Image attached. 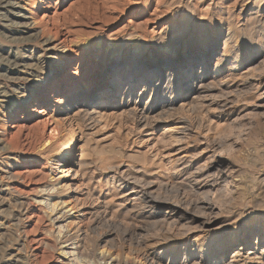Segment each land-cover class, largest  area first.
<instances>
[{
  "label": "rangeland",
  "instance_id": "1",
  "mask_svg": "<svg viewBox=\"0 0 264 264\" xmlns=\"http://www.w3.org/2000/svg\"><path fill=\"white\" fill-rule=\"evenodd\" d=\"M257 1L44 0L41 8L36 10L41 0H10L29 18L25 22L30 23L32 29L25 33H20L23 20L0 9V140L12 151L5 154L0 150V264H67L59 261L57 248V252L48 249L49 244L55 242L50 236L52 225L47 209L38 201H41V188L53 181L49 162H37L36 155L44 141L62 139L70 130L68 118L77 110L72 106L66 111L70 114L61 116L66 110L62 102L70 96L68 102L75 99L82 102L78 108L84 102L91 103L95 93H98L96 96L101 94L100 102L104 104L88 107L94 122L83 116L73 122L81 132L78 130L80 142L74 163L77 169L83 166L87 177L84 192L92 194L91 197L87 195L88 199L95 204L100 200L99 211L103 213L100 214L101 220L92 227L93 239L114 232L101 247H114L127 256L131 250L144 248L143 244L137 245V240L162 236L165 245L158 249L170 247L160 261L162 264L190 262V250L185 245L174 251L173 243L163 236L167 229L171 230V236H182L186 225L159 223L155 226L134 218L136 211H142L144 206L141 200L134 201L135 204L128 200L125 183L132 177L129 172L132 174L133 169L146 170L145 173L151 174L158 186L163 185H160L162 198H170L175 204L195 202L201 206L209 197L207 190L195 188L192 169L177 179L174 174L177 160L188 154L193 157L194 169H204L214 154L219 161L233 167L235 179L232 180L233 186L225 189L227 192L221 190L220 195H214L219 199L215 203L227 214L221 213L210 233L207 240L210 249L204 254L206 262L215 261L213 248L228 238L236 241L228 253L231 257L240 248L237 239L248 226L254 230L250 248L264 249V109H257L259 99L254 89L238 97L233 114L221 118L213 112L216 107L203 109L204 102L192 97L186 107H179L163 120L155 116L149 121H141L138 108L143 104H157L164 98L163 92L145 88L144 83L138 84L131 92L125 82L115 98L109 99L112 95L109 77L113 74L117 55L131 52L134 56L135 52L138 59L145 61L155 63L161 59L165 68L167 63L174 66L175 56L181 58L184 53L198 48L199 42L210 40L213 43L219 38L210 67L214 70L216 59L225 47L227 38L224 35H231L234 39L231 55L234 58L238 54L235 61L240 62V72L257 68L254 75H261L264 85V1L259 4ZM131 35H138V42H130ZM46 40L51 42L50 46L44 45ZM115 49L119 52L114 53ZM257 54L258 60L250 64L251 58ZM181 69L178 67L171 73L177 76ZM175 95L180 96V93ZM118 163L130 166V171L124 172L126 168L119 172L111 170L110 167ZM167 183L169 187L165 190L164 184ZM218 183L220 189L227 186L225 180ZM228 189H232L234 195ZM214 192H211V198ZM19 202H26L29 210L20 212ZM259 223L261 235L255 225ZM234 227H240V230L233 233ZM6 253L17 258L8 260ZM201 256L198 252V257ZM87 260L90 262L85 264H97Z\"/></svg>",
  "mask_w": 264,
  "mask_h": 264
},
{
  "label": "bare ground",
  "instance_id": "2",
  "mask_svg": "<svg viewBox=\"0 0 264 264\" xmlns=\"http://www.w3.org/2000/svg\"><path fill=\"white\" fill-rule=\"evenodd\" d=\"M263 1L264 0L257 1V4L263 3ZM42 3H44V0H41L36 10L41 8L40 5H42ZM0 9L7 13H11V15H13L15 18H18L19 20H23L20 23L21 28L23 29L22 31H20V33H25L32 29V27L29 25L30 23L28 24L27 22H25L29 18H26V15H24L22 11H20V8L17 6V4L10 2V0H0ZM19 27L20 26L18 25V28ZM224 36L227 38L225 39L224 43L225 47L223 53L216 59L214 70L210 69V67L212 66V62L217 53L216 49L219 45V38L214 39L213 43H211L210 40H203L198 43V48H194L193 50L184 53L181 58L175 56V60L173 62L174 66L171 67L169 66L170 64L167 63V66L164 68L162 66V63H160L161 59H158L155 63L152 61L138 59V56L135 52L133 53L134 56L131 54V52L126 55H124L123 53L122 55H117L113 64V74L109 77V89L112 94L111 98L109 99L115 98V95L118 94L121 86L125 82L128 83L127 88L130 89L131 92L134 91V88H136L140 83H144L143 85H145V88L150 87L157 93L163 92L164 98L161 102L154 105L143 104L138 108L140 116L139 118L141 121L142 119L148 120L151 117L155 118V116H158L163 120L165 118L164 116L167 115L168 117V115H171L173 114V112L177 111L179 107H186L187 101L192 97H198V99L200 98V100L204 102L205 105H202L203 109L216 107V111H214L213 108V112L217 113L220 118L221 116H229L234 113V106L239 102L238 97H240L241 94H247L249 91L253 92V89L257 93V97L259 99L257 109H264V85L262 84V79L260 80L261 75H254V70L257 68H250L245 73L240 72V62L238 60V62L235 61V59H237L238 57V54H236V57L234 58H232L231 55V52L233 51L231 50L233 48L231 44L233 43L234 39L232 40L233 37L231 35ZM137 37L138 35H131L130 42H138ZM131 38L134 40H131ZM44 45L50 46L51 42L46 40ZM200 49L202 51H200ZM116 52L119 51L115 49L114 53ZM166 52L167 53L165 56L169 54L168 51ZM256 60H258V54L257 56L254 55L251 58L250 64H252L251 62H255ZM14 65H16V63ZM33 65L34 64H32V67ZM178 67H181L182 69L179 71V74L175 76L173 75V73H171V71L173 69H177ZM199 68L201 69L200 72L197 71ZM263 68L264 66L262 67V71H264ZM134 84L136 85L134 86ZM177 92L180 93V96L175 95ZM185 92H190V94L185 96ZM96 94L98 93H95L93 95L91 103L85 104L84 102V104L80 105L78 108L77 105L81 104L82 102L79 100L75 101L77 99L68 102L70 96L62 102V106H64L66 110L61 113V116L70 114L66 111L72 106L77 110L74 116L68 118L70 130L69 132L67 131V136L65 135L66 137H62V139H56L54 141L48 142L44 141V144H42L40 150L37 152L38 155H36L37 162L40 160H46L49 162V165L51 167V181H53L47 187L45 186V188H41L40 192L42 194L39 197L41 198V201H38L42 203L47 209L45 210L48 212H45L50 216H48L50 218L49 223H51L50 225H52V227L50 226L52 228V234L49 235L54 238L55 242L53 241L54 243L50 244L47 242L50 246V248L48 249L51 250L52 248L55 249V252H57V248L59 253V261H66L67 264L89 263L90 261H88L87 259H91L97 264H162L160 262L161 259L166 256L168 250L170 249V247L168 246H164L161 251L160 249H158L159 246L165 245L163 239L164 237L162 236H148L149 238H146L145 240L143 239L144 241L137 240V245L143 244L144 248L141 250L138 249V251L131 250L130 255L125 256L126 253H124L123 256L121 253L122 251L120 252V250H118L117 252L116 250H114V247L107 248L106 246H100L106 241L109 236L113 235L114 232L112 234L106 233L104 235H101L97 239H93L91 235L93 229L92 227L99 220H101L102 215L100 214L103 212H100L101 204L99 205V199L96 200V204L98 205H96L95 202H91L90 198V200L88 199L87 195L89 196L91 192L90 194L84 192V189L87 187L86 184H84V179H86L87 177L84 174V170H82L83 166L80 165L79 169H77L78 166L74 163L76 148L80 140L78 133L79 129L75 127L73 122L74 120H76V118L81 119L80 117L82 116L92 123L94 122L95 118H93L92 114L89 113L88 107L92 104L96 106H101L102 103L104 104V102H100L101 94H99L100 96H96ZM184 130H186V128H184ZM3 142L0 140V150L4 151V153L12 152L8 150ZM210 157L211 158L209 159L208 164L204 166V169H194L192 164L193 157L186 154L177 160V172L174 173L176 175L175 177H177V179H180L181 176H184L192 169L191 178L193 179V183H195V188L198 191L207 190L206 194L209 196L206 200L204 199L205 201L201 203V206L195 204V202L193 204L190 203L189 205H187V203L186 205L178 204L180 202L175 204L170 201V198H162L163 195L161 196L160 192L161 186L163 185L160 184L161 186H158V182L152 180L150 176L151 174L149 175V173H145L146 170L142 171L141 169H133V173L130 174V166L127 167L125 166V164L123 165L118 163L119 165L113 164V166L110 167L112 168L111 170H115L117 172L126 168L124 172H129V175H132L133 177H130L128 178V180H126V196L128 197L129 201L134 202L136 200H141L140 203L142 202L144 206V209L142 208V211L137 210V212L136 210H134L136 211V216H133L134 218H140L147 221L149 224L153 223L155 226H157L159 223H169L168 225L170 226H178L179 224L184 223L187 226L186 227L183 225L185 230L182 236H171L172 233L170 229H167V231L165 232L166 235H163L165 236V238H169V241L173 243L174 251L178 250V248L180 249L181 245H185L187 250H190L188 255H190L191 261L187 264H208L204 257V254H206L207 250L210 249L207 240L210 237V233L217 225L219 219L218 217L223 212L221 210L222 206L220 205L221 207H219L218 204L215 203V200L219 199H216L217 197L215 196V198L214 195H216L217 193H219L220 195L221 190L224 191L226 188L232 187V180L233 178L235 179V176H233L235 171L230 164L219 161L214 154ZM221 180H225V182H227V186L220 189L218 187L220 186L218 182H221ZM164 185L165 190H167L169 187L168 183ZM213 190H215V192L213 194V197L211 198L210 196ZM226 190L224 192H227ZM228 191H230V193L234 195V191L232 189H228ZM19 203V207H21V210L19 208L20 212L29 210L28 204L26 202ZM135 203L136 202H134V204ZM198 204L200 203L198 202ZM205 212L208 213L206 214ZM223 214L226 215L227 213H225L224 211ZM15 215L16 214H14V217H16ZM229 216L230 215H228L227 218H230ZM22 221L23 220L21 219L20 222ZM255 225L256 227H258V235H261L262 226H260V223L258 225ZM147 226L149 225L147 224ZM144 229L141 230L144 231ZM249 229V226L246 227V229L244 230V234H242L241 237L237 239V242H240V248L235 251L231 257L228 256V253L234 246V243H236V241L234 242L233 240H231V238L224 240L216 247V249L213 248V251L215 252V254H213L215 261L210 262L209 264H264V249L260 250L259 247L250 248V238L252 237V234H254V230L253 228H251L250 230ZM239 230L240 227H234L233 233ZM193 235L195 236L194 239H192ZM130 237L132 238V236ZM182 240L185 241L184 244H182ZM166 242L168 241L166 240ZM47 243L45 244L46 247L48 246ZM20 246L22 248V245ZM130 248L132 249V247ZM4 249H6V247ZM6 252H8V250ZM198 252L202 254L200 258L198 257ZM122 256L124 257L123 259H121ZM6 257L9 258L8 260L17 258L16 255L12 253H8Z\"/></svg>",
  "mask_w": 264,
  "mask_h": 264
}]
</instances>
